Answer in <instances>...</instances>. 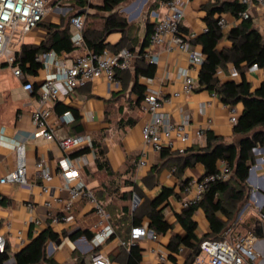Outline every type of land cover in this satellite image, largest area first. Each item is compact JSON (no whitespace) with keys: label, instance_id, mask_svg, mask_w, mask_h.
I'll return each instance as SVG.
<instances>
[{"label":"crops","instance_id":"crops-1","mask_svg":"<svg viewBox=\"0 0 264 264\" xmlns=\"http://www.w3.org/2000/svg\"><path fill=\"white\" fill-rule=\"evenodd\" d=\"M88 1L95 5L102 3V0ZM153 1L129 0L123 3L122 9L126 13H122L121 10L119 13L126 18L128 29L123 34L112 32L104 37V42L111 47L110 49L120 43V47L129 48L135 55L132 67L118 74L119 86L113 87L104 79L98 78L73 93L62 90L53 106L54 117L69 114L68 118H72L68 123L55 124L56 138L79 134H90L94 138V150L89 149L87 153L79 156H69L79 166L80 179L102 203L114 234L102 245L94 246L91 240L97 230L98 218L92 206L86 201H79L74 205L72 222L59 224L51 222L48 212L60 214L63 202L68 196L67 184L57 165L63 153L54 141L39 136L29 138L25 144L29 183L0 185V199H3L0 203V234L7 238L11 255L8 264L13 262V255L29 242L30 230L35 237L46 228L56 233L59 241H48L44 252L46 257L58 264L65 262L71 264L78 259H83L89 264L91 259L98 255L107 258L110 264H124L129 246L126 244L128 234L133 226L131 214L134 210L130 206L132 197L136 195L142 204L145 200H154L163 190L171 193L166 203L159 209H163L164 219L171 228L165 234H157V240L145 238L133 243L140 249L139 264L192 263L194 255L192 256L190 248L180 243L177 253H172L171 249L177 244V240L184 236L183 229L176 221V214L183 210L180 201L184 194L180 182L200 178L204 174V167L196 163L192 167H186L177 177L173 172L174 164L176 158L182 154L174 152H177L175 147L179 146V143L172 149H165L164 153L154 152L144 144L141 130L150 115L142 109L143 99L146 93L157 92L162 100L160 113L172 122L187 123L191 133L186 149L204 146L205 137L198 139L193 135V130L199 127L215 136L231 140L233 138V126L229 122L231 107L222 104L214 93L198 89L200 66L193 67L185 53L179 50L167 51L164 46L152 47L149 43L143 47L142 55L145 61H148V55L154 56L155 73L152 78L137 77L136 82L142 88L143 98L139 106L134 105L137 95V90L134 89L135 70L139 58L137 55L147 35V23L152 24L147 11ZM212 3L213 0L188 1L181 21L187 34L198 36L204 32L206 29L204 18ZM243 9L249 15L248 20L252 27L264 38V10L257 6ZM143 12L144 18L140 20ZM77 13L84 15L87 29L92 28L89 25L99 20L87 17V14H94L91 9L85 7L84 11L79 10L77 0H54L43 21L23 36L19 48L23 43L49 45L63 34L71 38L73 28L69 24V18ZM241 13L234 16L227 8L219 15L214 14L216 20L223 17L226 22V26L220 29L222 39L217 45L218 51L231 46L227 36L244 19ZM101 24L93 26L95 25L99 31ZM48 25L51 27L48 28ZM194 48L200 52L198 46ZM115 49L117 48H113V51ZM81 53L83 50L76 48L72 52L55 53L49 50L38 56L42 57L41 61L38 60L41 66L35 73L22 71L20 78L13 75L10 67L0 63V177L15 167V155L11 148L13 142L25 139L34 132L31 116L38 106L40 83L47 75L57 73L60 63L69 66ZM52 59L53 63L50 61ZM186 76L194 79L195 87L191 93H185L183 90ZM215 77L220 82L240 81V75L231 63H225L223 67L218 68ZM243 79L250 85L251 90H254L264 81V69H247ZM26 83L32 84L31 91L23 89ZM233 108L238 117L243 109L242 104L238 103ZM127 119L134 120L133 124H125ZM119 121L122 122L121 125ZM81 149L83 148L73 152ZM251 154L253 162L250 167L251 173L250 175L248 173L245 182L248 187L245 198L236 204L235 212L229 219L220 212L215 213V218L224 225L225 232L229 230L232 236L255 231L258 239L254 244V250L258 256V264H264V218L260 216V211L264 207V146H257ZM40 159L45 162L51 174L48 195L41 192V182L35 177L34 164ZM97 160L103 167L97 166ZM139 160H143L145 166L140 167ZM219 163L220 161L218 165ZM225 199L226 202L230 201ZM45 201L50 202V208L44 206ZM124 207L127 210H124ZM193 219L196 222L195 234L198 238L211 234L208 220L201 208L196 209ZM140 223L150 230L146 216L141 217ZM19 232L25 239L23 246H18L17 243L16 237ZM160 255L164 257L162 261L159 259Z\"/></svg>","mask_w":264,"mask_h":264},{"label":"built area","instance_id":"built-area-1","mask_svg":"<svg viewBox=\"0 0 264 264\" xmlns=\"http://www.w3.org/2000/svg\"><path fill=\"white\" fill-rule=\"evenodd\" d=\"M54 0H0V63H5L11 68L15 77L22 76L21 69L13 65L14 54L19 50L21 39L31 30L35 29L50 11V4ZM189 0H163L157 8L147 13L152 21L153 29L149 35V45L152 47L164 46L167 51L179 50L187 55L193 67L201 66L203 55L194 47H191L187 38L195 37L194 34H185L180 30L181 21L185 8ZM221 1V0H218ZM244 8L257 6L264 10V0H235ZM241 16L248 19L249 15L242 11ZM69 24L73 28L71 43L76 49H82L83 53L76 56L69 65L60 63L57 73L47 75L38 88L37 108L33 111L31 119L34 132L25 139L14 141L11 148L15 155V167L0 177V185L20 184L27 185V161H26V140L37 136L45 140L54 141L63 153V157L58 161V169L66 182L67 199L63 202V209L60 214L48 212V218L53 224L70 223L73 221V208L79 201H86L92 206L93 212L98 218L96 232L92 238L94 246H100L113 234V228L108 224V215L102 204L97 200L94 192L88 188L80 179L79 166L70 158V153L80 149L88 148L94 150L95 141L90 134H79L55 137V124H65L72 121L69 114L54 117L53 106L58 100L62 90L73 93L84 85L93 82L98 78L104 79L111 86H119L116 77L117 71L129 70L132 67L135 55L124 48L118 51L103 49L101 53L94 54L86 48L83 31L85 17L83 14L72 15ZM219 29L226 26L223 17L218 18ZM206 30V29H205ZM204 30V31H205ZM14 47V50L11 47ZM51 56V55H50ZM148 61L156 64L153 55H148ZM42 60V57L37 58ZM51 63L54 60H50ZM46 62V61H45ZM256 65L250 70H255ZM195 87L194 79L185 77L183 90L191 93ZM26 91L32 90V84L26 83L23 86ZM162 100L157 92L150 91L145 94L142 109L147 112L149 120L142 127V139L144 144L149 146L154 152L162 149H172L176 143L179 146L175 150L182 154L189 143L190 133L186 122L175 123L167 119L160 113ZM53 119L55 121L53 122ZM229 122L234 126L237 122V114L234 108L230 109ZM205 129L196 128L193 135L200 139L204 137ZM140 167L145 166L143 160L138 161ZM35 177L39 179L41 192L45 195L50 193L48 182L51 174L43 160H37L34 164ZM231 175V169L226 161H220L218 169L211 174L202 175L198 179H189L182 186L184 198L180 201L182 209L198 203L208 186L214 182L227 181ZM59 202V200L56 199ZM140 205V199L134 195L131 199V209L135 210ZM44 206L50 208L49 201L44 202ZM264 218V215H261ZM18 246L25 244V239L19 232L17 235ZM150 238L157 240V234L143 226H132L128 234V245L136 241ZM258 237L255 231H246L232 236L229 230L215 239L203 240L199 244V253L193 257L191 264H258V256L254 250V244ZM7 238L0 234V253L5 250ZM125 245V244H124ZM162 261L164 257L159 256ZM63 264H69L65 262ZM89 264H110L107 258L101 255L91 259Z\"/></svg>","mask_w":264,"mask_h":264},{"label":"trees","instance_id":"trees-1","mask_svg":"<svg viewBox=\"0 0 264 264\" xmlns=\"http://www.w3.org/2000/svg\"><path fill=\"white\" fill-rule=\"evenodd\" d=\"M127 1L129 0H102L100 5H95L88 0H77L79 10L84 11L86 7L94 12V14H87L88 18L97 19L98 14H103L102 19H100L102 24L99 31L96 30L95 25L93 26L95 23L92 25L88 24L92 27L88 29L86 22L84 24L83 37L89 51L99 54L106 48L111 51L115 47L117 48L115 51L123 49L119 46L120 43L110 49L111 47L105 44L104 37L112 32H121L123 34L128 29L129 24L126 18L117 12L120 6ZM160 1L163 0H154L153 4L149 6L147 13L155 9ZM227 8L230 9L234 16H238L244 10L243 6L236 1L222 3L218 0H213L204 18L206 30L198 36L187 38V41L191 47L198 46L203 55V62L198 72V89H206L214 93L222 104L231 108L241 103L243 109L237 117L236 124L233 126V138L231 140H226L223 137L213 135L210 131H205L204 146L186 149L181 156L176 158L173 172L179 177L186 167H192L194 164L199 163L204 167L203 175H207L214 173L218 169V162L223 160L228 163L231 175L227 181L210 184L198 203L176 214V221L183 229L184 236L177 240V244L172 247V253H177L178 245L181 243L192 250V256H196L199 253V244L203 240L215 239L226 231L224 225L215 218V213L220 212L229 219V216H232L235 212L236 204L245 198L248 191L245 182L253 162L252 150L257 146H264V81L261 82L258 88L251 90L250 85L243 79L244 72L253 65L264 69V38L252 27L250 20L243 19L240 25L233 28L227 36L231 41V46L226 50L218 51L217 45L222 39V33L217 25L218 19L216 20L213 16L214 14L219 15ZM47 27L50 28L51 26L48 25ZM152 29L153 24L147 23V35L143 39L141 50L137 55L139 58L135 70L134 89L137 90L134 101L135 106H139L143 98L142 88L136 82L137 77L152 78L155 73V64L145 61L142 55L143 47L149 43L148 39ZM180 30L187 34L182 25ZM74 49L70 36L66 34L52 41L49 45L45 43L39 45L23 43L14 54L13 65L18 66L21 71L35 73L36 69L41 66V63L37 60L40 54L49 50H53L55 53L60 51L72 52ZM126 49L130 51L129 48ZM225 63L233 65L240 75L239 82H220L215 77L217 69L223 67ZM3 65L6 66L5 63ZM126 71H117L116 77H118L119 73ZM133 122L134 120L127 119L125 124L132 125ZM121 123L119 121L120 125ZM88 151V148H83L71 153L70 156H79ZM160 152L164 153L166 150L162 149ZM174 153L178 154V152ZM96 164L98 167H103V164L98 160ZM186 182L187 180H181V187ZM170 193L167 190H163L154 200L143 201L131 214V224L133 226H141V217L146 216L148 228L153 233L165 234L171 228V225L164 219L163 209L159 208L166 203ZM225 198L230 199V201L226 202ZM2 201L3 199H0V203ZM197 208L203 210L211 231V234L203 235L200 238L195 234L196 222L193 219ZM123 209L127 210L125 207ZM260 214L264 215V207H262ZM28 236L29 242L13 255V262L10 264H58L51 258L46 257L44 252L48 241H59L56 233L50 228H46L35 237H33L30 230ZM126 240L124 241L126 242ZM10 258L11 255L6 245L5 250L0 253V264H8ZM139 262L140 249L136 245L130 244L124 264H139ZM71 264L86 263L83 259H78Z\"/></svg>","mask_w":264,"mask_h":264},{"label":"rangeland","instance_id":"rangeland-1","mask_svg":"<svg viewBox=\"0 0 264 264\" xmlns=\"http://www.w3.org/2000/svg\"><path fill=\"white\" fill-rule=\"evenodd\" d=\"M91 1L94 2V1H96V0H91ZM131 1H132V0H131ZM123 7H124V4L121 5V7L117 10V12H119V11L121 10L122 13H126V11H125L124 9H122ZM156 8H157V7H156ZM144 12H145V11H144ZM144 12L142 13V15H141V17H140V20L144 18V17H143ZM102 16H103V14H98V15H97V19H99V20H98V21H95V24H98V23L100 24V23H102V20H100V19H102ZM11 49L14 50V47L12 46ZM99 202H100V201H99ZM100 203H101V202H100ZM101 204H102V203H101ZM102 206H103V205H102Z\"/></svg>","mask_w":264,"mask_h":264},{"label":"water","instance_id":"water-1","mask_svg":"<svg viewBox=\"0 0 264 264\" xmlns=\"http://www.w3.org/2000/svg\"><path fill=\"white\" fill-rule=\"evenodd\" d=\"M80 14H82V13H77V14H75V15H80ZM250 173H251V168L249 169V175H250ZM248 179V178H247ZM10 261H8V263H9Z\"/></svg>","mask_w":264,"mask_h":264}]
</instances>
